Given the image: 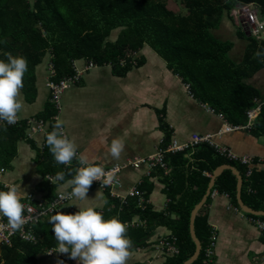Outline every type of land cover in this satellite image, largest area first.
<instances>
[{
	"label": "crops",
	"instance_id": "0c3cea01",
	"mask_svg": "<svg viewBox=\"0 0 264 264\" xmlns=\"http://www.w3.org/2000/svg\"><path fill=\"white\" fill-rule=\"evenodd\" d=\"M235 8L233 7L231 11ZM236 27L241 28L234 18L230 17L228 11L220 18L217 27L211 29V34L219 41L222 39L221 42L232 44L228 57L231 62L238 65L244 60L249 41L247 38L239 37V29ZM231 30L236 37L228 40L233 37L230 36ZM141 54L146 57V62L142 66L134 65L127 72L120 73L114 72L110 65L97 66L85 71L86 61L75 62L81 79L63 92L60 107L53 118L55 122L58 119L63 122L65 134L77 145L78 156L83 154L90 160L98 158L97 163L104 168L121 166L122 171L118 178L119 188L105 192L97 186H91L86 194L88 199L81 201L74 198L62 205L59 211L68 214L90 206L101 211L103 215L108 213V218L116 217L127 225V237L132 242L127 264H166L167 260L179 253L175 233L178 230L179 214L169 210L171 200L167 197L165 181L177 175V179L179 177L181 179L182 175L179 174L192 175L193 171L199 170L196 154L202 147L207 146L225 162L212 173L205 171V176L210 178L206 195L208 199L199 210L209 225L210 243L214 244V258L211 264H264V231L255 222L256 218L264 220V216L247 213L239 200L240 196L246 207L264 212L263 209H255L253 204H250H259L250 195L257 192L250 189L249 185L246 188L244 186L252 173L243 174L239 169L240 167L242 170L251 169V172L255 170L264 172V136H255L254 123L249 121L248 116L245 126H233L225 115L217 113L210 105L201 102L192 86L169 69L167 63L155 52L146 48ZM259 58L258 62L263 65L248 81V84L259 93V99L255 101L257 109L264 103V49ZM43 62L45 64L41 63L35 70L37 95L33 103L26 101L21 90L24 108L19 114L20 121L33 119L44 111L48 104L50 68L48 59ZM47 128L48 125L44 124L46 131ZM44 136L43 133L34 131L27 123L26 137L18 140L10 166L0 165V190L5 189L7 184H16L20 185L21 191H25L37 201L45 200L46 193L41 185L44 178L39 171L37 151L43 145ZM196 137L209 140L186 151L165 153V169L150 168L146 162H141L154 156L159 149L168 150L174 143L182 146L192 145ZM113 138H119L125 143V150L119 160H114L102 146L103 141H110ZM221 150L227 151L226 155L221 154ZM180 153L189 160L186 168L173 165L171 161L170 154ZM228 153L238 159H252V166L248 168L240 164L230 158ZM73 163L79 164L78 159H75L72 165ZM221 167H228L222 173L231 170L234 174L235 169L242 178V189L239 193L238 178L234 174L237 178L235 197L232 193H219L215 189L216 180L222 173L216 177L214 185L210 188L215 172ZM146 182L149 191L144 188L141 192L140 186ZM132 190L142 195L143 210L138 207L136 198L129 197ZM65 191H71L66 183L58 186L55 195ZM215 192L217 195H214ZM175 197L178 201L181 195ZM131 201H135L136 208L140 211L149 207L150 212L163 213L165 216L163 223L152 221L155 227L143 239L132 240L131 232L137 228H146L145 219L134 216L131 220H122L121 208L114 215L116 202L121 206H127ZM63 206H68V209L63 211ZM173 247L177 252L172 251ZM0 254L2 255L1 252ZM61 254V257L43 254L41 264H78L68 255Z\"/></svg>",
	"mask_w": 264,
	"mask_h": 264
},
{
	"label": "trees",
	"instance_id": "16d2710c",
	"mask_svg": "<svg viewBox=\"0 0 264 264\" xmlns=\"http://www.w3.org/2000/svg\"><path fill=\"white\" fill-rule=\"evenodd\" d=\"M178 4L183 12L177 10ZM238 5L258 7L264 16V0H0V60L6 61L7 53L27 60L21 90L26 101L33 103L37 95L35 70L43 60L49 61L50 82H58L75 74L74 64L78 61L110 65L117 73L127 72L134 65L142 66L146 62L141 53L148 48L192 86L201 102L225 115L231 125L245 126L247 113L257 108L255 101L259 99L258 91L248 81L263 65L258 62L260 55L256 53L261 54L264 40L251 36L241 27L238 35L247 38L249 45L243 62L236 65L228 57L232 44L221 42L211 34L225 12ZM118 30L121 31L116 40H110ZM57 111L49 96L44 111L33 119L47 124V132H50ZM20 123L0 125V165L10 166L18 140L26 137L28 120ZM253 128L255 136H264V105ZM37 151L39 171L44 178L41 185L46 193L43 202L48 205L57 197L58 186L71 178L69 173L74 174L75 168L55 162L46 145V135L42 148ZM170 155L173 165L187 167L189 160L183 153ZM196 159L199 170L192 175L182 173L179 174L181 179H177V175L165 181L167 197L171 200L169 210L179 214L175 232L179 253L166 264H184L195 253L189 230L190 214L208 193L210 178L205 176V171L212 173L225 163L207 146L199 150ZM239 169L243 174L249 170ZM61 171L65 172V181L51 183L45 178L46 175L55 177ZM236 185L237 178L231 170H226L217 178L215 189L235 197ZM248 185L257 192L250 195L259 203L250 204L264 210V172L252 171L244 183L245 188ZM144 188L149 191L147 182L139 190L142 192ZM245 193L244 190L243 195ZM177 195H181L178 201ZM136 207L135 201L127 206L116 202L114 209V215L122 209V220H131L134 216L146 220V228L131 232L132 240L148 236L155 227L152 221L163 223L165 219L163 213L150 212L149 207L144 211ZM72 213L75 211L68 214ZM201 214L197 216L195 229L202 250L193 264L205 263L206 248L210 244V228ZM103 216L107 219L108 213ZM48 218L32 228L36 244L24 243L16 237L11 247H0L5 264H41L43 254L57 247Z\"/></svg>",
	"mask_w": 264,
	"mask_h": 264
},
{
	"label": "clouds",
	"instance_id": "9594fccd",
	"mask_svg": "<svg viewBox=\"0 0 264 264\" xmlns=\"http://www.w3.org/2000/svg\"><path fill=\"white\" fill-rule=\"evenodd\" d=\"M260 53L257 52L256 56ZM27 71V60L22 56L6 54V61L0 60V121L8 125L15 124L24 108L21 96L23 77ZM63 122L57 120L52 130L46 132V145L57 164L69 166L78 159L81 167L69 173L65 181V172H57L54 179L65 181L71 191L61 192L59 199L86 200L88 189L93 181L110 185L115 180V173H106L97 163L98 158L89 159L83 154L77 155V145L63 132ZM102 146L114 160H119L125 150V143L119 138L103 141ZM7 190H0V218H6L7 224H0V229H10L11 234L22 231L31 220L25 216V204L21 201L29 197L21 191L20 185L7 184ZM106 204L107 201H104ZM55 208H49L51 212ZM30 212L31 209L29 208ZM48 224L57 241L55 251L67 254L78 264H127L130 258L131 240L127 237V225L118 218L105 219L101 211L93 207L81 208L72 214L56 211L50 215Z\"/></svg>",
	"mask_w": 264,
	"mask_h": 264
},
{
	"label": "built area",
	"instance_id": "2783aa9c",
	"mask_svg": "<svg viewBox=\"0 0 264 264\" xmlns=\"http://www.w3.org/2000/svg\"><path fill=\"white\" fill-rule=\"evenodd\" d=\"M231 17L234 18L235 22L239 25V26H245L248 31L250 32L251 36H255L257 38H262V36H264V16H260L259 15V11H258V7L255 6H246V5H238L231 14ZM120 65H124V61L121 62ZM97 67V65L94 62H88L85 66V71L90 70L92 68ZM74 69H75V74L74 75H68L65 76V78L61 79L58 82H49L48 83V89H49V96H50V101L54 104L56 109H59L60 107V98L61 95L63 94V92L70 88L71 85L76 84L77 82L80 81L81 79V73L80 71H78L75 68V64H74ZM264 103L262 104L263 107ZM261 105H259L258 108H260ZM261 107V109H262ZM252 111V112H251ZM249 112L251 113H247L248 119L250 121H252L253 119L251 118L252 115L254 114L256 116V113L259 111V109H254L251 110ZM20 119L17 120V122L15 124L12 125H8L6 122L0 121V125H8V126H15V125H19L20 123ZM28 125L31 126V128L34 131H37L39 133H43L44 135H46V130L44 129V123L41 121H36L34 119H29L28 120ZM63 130V129H62ZM63 132L65 133V131L63 130ZM209 139L206 138H201V137H196L194 140V143L192 145H180L178 143H174L172 146H170L168 148V150H162L159 149L156 154L150 158H148L147 160H141V162H146L148 164V166L150 168H162L165 169L166 165L164 162V156L165 153L167 152H173V153H177V152H182V151H186V149L191 148V147H198L199 145H202L203 143H206V141H208ZM42 148V147H41ZM221 154L226 155L227 151L221 150L220 151ZM228 156L230 158H232L233 160H237L240 164L247 166L248 168H250V166H252V159H247V158H242V159H238L237 157H234L231 153H228ZM75 160V159H74ZM73 160V161H74ZM72 161V162H73ZM74 164V163H73ZM66 166V165H65ZM69 166H72L69 165ZM74 168H78L81 167L82 165L80 164H74L73 165ZM106 173H111L114 172L115 173V180L113 181V183H111L110 185H103L101 182L99 181H93L91 186H97L98 189L102 190V191H111V190H115L117 188H119L120 186V181H119V174L122 171V167L121 166H113L110 168H104ZM3 171V170H2ZM251 173V169L248 170V175ZM48 182H55L54 177L50 176V175H46L45 177ZM4 190H7V188L5 187ZM214 195H217V193L215 192ZM59 194L57 195V197L50 203L45 204L42 200L37 201L34 197L29 196L26 197L24 200H22L25 204V212L24 215L25 216H31V220L26 223L22 229V231H18L15 234H11V230L10 229H0V247L2 246H9L11 247V242L12 239L18 237L22 242L24 243H29V244H36L37 243V239L35 237V234L33 232V226L37 225L39 222L43 221L45 218L49 217L50 215L55 214L56 211H59V208L62 205H65L66 203L71 202L73 199H65V200H61L58 198ZM129 197H133L136 198L138 201V207L141 208L142 210L144 209V201L142 199V195L137 192L136 190H132L131 192H129ZM55 205V208L49 212L48 209L52 208V206ZM31 209V211L29 212L28 209ZM255 222L257 223L258 227L264 231V220L256 218ZM0 224H7V220L6 218H0ZM133 226H135V224H132ZM137 226V225H136ZM172 251L177 252V250L172 249ZM46 255L48 256H56V257H61V253H57L54 249H50L46 252ZM214 258V244L212 242V244L210 243L208 245V247L206 248V253H205V263L204 264H211ZM0 264H5L2 255L0 254Z\"/></svg>",
	"mask_w": 264,
	"mask_h": 264
},
{
	"label": "water",
	"instance_id": "95a60500",
	"mask_svg": "<svg viewBox=\"0 0 264 264\" xmlns=\"http://www.w3.org/2000/svg\"><path fill=\"white\" fill-rule=\"evenodd\" d=\"M225 168H228V167H221V168L217 169V171L215 172V175H214V180L210 183V185H211L210 188H212V186L214 185L216 177H218ZM234 174L238 178V182H239L238 186H239V193H240V191L242 189V178L239 175L238 171H236L235 169H234ZM208 196L210 197V193H209ZM207 199H208V197L204 198V200L198 206H196L194 208V210H193V212L191 214V218H190V233H191L192 240L195 243L196 250H195V253L193 254V256H191L187 261H185L184 264H193L199 258L200 254H201L202 243H201V241L199 240V238L197 237V234H196L195 221H196V217H197V214H198L199 210H201L203 205L206 203ZM239 200H240V204H241L242 208L247 213L253 214L255 216H264V212L254 211V210H251L248 207H246L245 204L242 202L240 196H239Z\"/></svg>",
	"mask_w": 264,
	"mask_h": 264
},
{
	"label": "rangeland",
	"instance_id": "374dc122",
	"mask_svg": "<svg viewBox=\"0 0 264 264\" xmlns=\"http://www.w3.org/2000/svg\"><path fill=\"white\" fill-rule=\"evenodd\" d=\"M33 0H30V2H32ZM177 10H179L180 12H183V7H181V5H177ZM258 11H259V15L260 16H263V15H261V13H260V9L258 8ZM185 12V11H184ZM231 12L232 11H230V17H231ZM185 14V13H184ZM222 26V25H221ZM240 27H242L243 29H245V30H247L248 31V29L244 26H240ZM237 28V30L239 29V27H236ZM120 31L121 30H118V31H115V32H113V34H112V38L110 39V40H113V41H115L116 40V38L118 37V35H119V33H120ZM239 31H240V29H239ZM248 33L250 34V32L248 31ZM230 36H233V37H230L228 40H231L232 38L233 39H235V37H236V34L231 30V32H230ZM262 38H264V36H262ZM262 38L260 37L259 39H261L262 40ZM221 39V38H220ZM219 40V39H218ZM222 40V39H221ZM220 40V41H221ZM43 64H45L44 62H42ZM261 107H262V103H261ZM261 107L260 108H258L259 109V111L256 113V116L253 114L252 115V121H250L251 123H255V121L257 120V118L259 117V115L261 114V112H262V109H261ZM252 112V111H251ZM251 112H249V113H251ZM263 162H264V160H263ZM252 173V172H251ZM66 209H68V206H63L62 207V210L64 211V210H66Z\"/></svg>",
	"mask_w": 264,
	"mask_h": 264
}]
</instances>
